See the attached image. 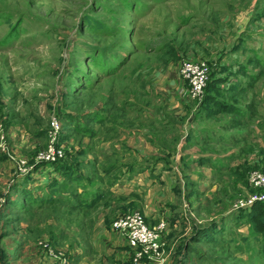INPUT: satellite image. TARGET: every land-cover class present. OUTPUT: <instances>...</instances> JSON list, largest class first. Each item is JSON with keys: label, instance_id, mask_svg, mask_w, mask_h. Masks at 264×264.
<instances>
[{"label": "rangeland", "instance_id": "rangeland-1", "mask_svg": "<svg viewBox=\"0 0 264 264\" xmlns=\"http://www.w3.org/2000/svg\"><path fill=\"white\" fill-rule=\"evenodd\" d=\"M257 203L264 0H0V264H264ZM133 212L158 256L113 228Z\"/></svg>", "mask_w": 264, "mask_h": 264}, {"label": "built area", "instance_id": "built-area-1", "mask_svg": "<svg viewBox=\"0 0 264 264\" xmlns=\"http://www.w3.org/2000/svg\"><path fill=\"white\" fill-rule=\"evenodd\" d=\"M178 69L182 81L186 84V98L200 100L206 91L210 80V71L203 60H183ZM259 181V180H258ZM166 223L161 222L158 227L149 225L145 217L139 212L120 216L113 224V228L127 238L128 245L133 249H140L139 258L159 255L163 245L161 233Z\"/></svg>", "mask_w": 264, "mask_h": 264}, {"label": "trees", "instance_id": "trees-1", "mask_svg": "<svg viewBox=\"0 0 264 264\" xmlns=\"http://www.w3.org/2000/svg\"><path fill=\"white\" fill-rule=\"evenodd\" d=\"M209 83L208 88L216 87V83L214 82L212 85ZM207 89V88H206ZM206 92V91H205ZM210 98V102L207 104H214L216 110L210 111L211 114L216 115L219 113H225V114H233V113H239L240 110L238 107H234L228 104H224L221 101L214 100V97H208ZM210 107V106H209ZM219 111V112H218ZM249 217V222L251 223L252 227L257 229V233L264 236V203H257L254 207V209L251 210Z\"/></svg>", "mask_w": 264, "mask_h": 264}, {"label": "crops", "instance_id": "crops-1", "mask_svg": "<svg viewBox=\"0 0 264 264\" xmlns=\"http://www.w3.org/2000/svg\"><path fill=\"white\" fill-rule=\"evenodd\" d=\"M172 85H174L173 88H175L176 92H173V95H175V97L177 96V94L179 93L180 90H185V88H187L186 84L182 81L180 74L177 72L175 77L173 78V80H171ZM178 88V90H177ZM225 137V136H224Z\"/></svg>", "mask_w": 264, "mask_h": 264}]
</instances>
